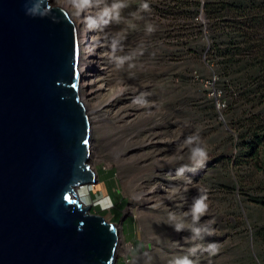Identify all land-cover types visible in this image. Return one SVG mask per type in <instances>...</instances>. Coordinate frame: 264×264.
Masks as SVG:
<instances>
[{"label": "rangeland", "instance_id": "1", "mask_svg": "<svg viewBox=\"0 0 264 264\" xmlns=\"http://www.w3.org/2000/svg\"><path fill=\"white\" fill-rule=\"evenodd\" d=\"M53 1L60 6L63 0ZM114 2L127 5L119 10V22L106 28L99 24L97 31L84 34L102 38L97 66L106 72L97 84L104 88L88 103L101 108L94 119L91 116V148L97 151L91 164L98 183L81 189L80 198L92 206L93 215L119 225L120 264H168L189 255L193 244L210 242L218 244L215 255L201 252L190 258L197 264H264V206L251 201H264V187L255 186L263 176L244 157L243 138L229 122V115H234L230 106L240 115L245 106L219 86L207 56L194 53L197 44L208 47L206 35H198L201 40L196 41L195 35H185L173 19L157 13L152 0H92L91 6L98 14ZM143 3L148 10L140 9ZM118 39L123 42L112 53L111 43ZM111 55L132 59L118 68ZM88 74L83 73L82 83ZM190 135H198L207 146V160L195 172L175 178L177 168L191 166L189 146L184 144ZM172 186L180 191L169 197ZM112 189L125 199L120 221L114 216ZM91 194L101 199L93 202ZM197 195H206L209 207L193 225L191 216L183 214ZM169 213H175L178 222L184 220V231L177 233L169 226ZM205 221L214 222V233L186 242L191 227Z\"/></svg>", "mask_w": 264, "mask_h": 264}, {"label": "water", "instance_id": "2", "mask_svg": "<svg viewBox=\"0 0 264 264\" xmlns=\"http://www.w3.org/2000/svg\"><path fill=\"white\" fill-rule=\"evenodd\" d=\"M79 61L68 11L0 0V264L119 263V225L78 195L98 183Z\"/></svg>", "mask_w": 264, "mask_h": 264}, {"label": "trees", "instance_id": "3", "mask_svg": "<svg viewBox=\"0 0 264 264\" xmlns=\"http://www.w3.org/2000/svg\"><path fill=\"white\" fill-rule=\"evenodd\" d=\"M151 6L173 19L185 35H195V41L201 40L198 35H206L208 47L197 44L194 53L207 56L219 86L245 106L240 115L231 105L229 113L234 115H229V122L243 138L244 157L254 162L263 176L255 186L264 187V0H152ZM102 182L109 191L108 183ZM109 194L117 218L125 199L113 189ZM90 197L93 202L101 199ZM251 201L264 206L258 198Z\"/></svg>", "mask_w": 264, "mask_h": 264}, {"label": "clouds", "instance_id": "4", "mask_svg": "<svg viewBox=\"0 0 264 264\" xmlns=\"http://www.w3.org/2000/svg\"><path fill=\"white\" fill-rule=\"evenodd\" d=\"M73 4L81 11L83 8L89 7L92 4V0H73ZM127 5L122 3H112L111 6H104L102 10L97 14L99 19L95 18L93 15L86 17V25L89 30L97 31L98 25L103 24L104 28H106L112 22H119V10ZM142 10H148L149 5L147 3H143L140 6ZM115 13V15H113ZM135 18L136 14H132ZM146 31L151 33L153 31L151 25L146 26ZM119 36V33L116 34ZM123 41L116 40L111 43V52L115 53L118 47L121 46ZM111 59L115 63L116 67H122L124 64L129 63L132 59L131 56H114L111 55ZM130 67L134 66L129 64ZM184 144L189 146V156L188 159L190 161L191 166L188 164H184L181 167L176 169L175 178L182 177L185 172H195L198 168L202 167L208 157L207 146L201 141L198 135H190L188 136ZM170 160L176 159V157L169 158ZM183 159V157H180ZM171 175V174H169ZM180 191L179 186H172L168 189L169 197L175 196ZM206 195H197L193 198V203L187 213L183 214V217L191 216L193 225H198V222L202 216H204L208 211V203ZM213 221H205L203 225H199V227L192 226L190 231L191 235L184 237L186 242H193L198 239H202L204 236H209L214 233V229L211 227ZM169 226L173 228L174 231L180 233L185 230V222L183 219H180L178 222V217L175 213H169ZM218 251V244L216 242H210L207 245L201 246L199 244H193L192 247L188 249L189 255H183L175 257L168 261V264H197V261L190 258L191 256H195L197 253H207L210 256H213Z\"/></svg>", "mask_w": 264, "mask_h": 264}, {"label": "bare ground", "instance_id": "5", "mask_svg": "<svg viewBox=\"0 0 264 264\" xmlns=\"http://www.w3.org/2000/svg\"><path fill=\"white\" fill-rule=\"evenodd\" d=\"M60 6L68 13L70 14L78 33V42H79V53H80V61H79V73L83 79V73L89 72L88 75H86V79L83 83L80 84V94H81V100L85 103L88 114L91 118L98 112L101 111V108L99 106L89 107L88 103L91 99L95 97L97 92L99 90H102L104 87L98 86V80L101 78V75H104V72H106L105 68L102 67L98 68L97 66V60H101L100 58V49H102V44L104 43L101 37H98L97 35H92L89 37V34L85 31L88 30V27L86 25L85 19L81 18L82 15H86L87 17L90 15H93L96 18V10L92 7H85L83 8V11L79 10L74 4L73 0H63L61 3H59ZM73 9L72 12H69L68 9ZM92 33V32H90ZM86 53V56H85ZM85 56V57H84ZM102 71V72H101ZM106 74V73H105ZM123 93V92H122ZM92 116V117H91ZM97 116V115H96ZM95 117H93L94 119ZM97 118V117H96ZM92 123V121H91ZM93 132V130H92ZM90 160L92 161L94 157L97 155V151L95 152L93 148L90 149ZM97 174V172H96ZM98 179V174L96 175ZM79 195V193H78ZM86 206L88 205L86 202ZM122 244V239L120 236V244L119 248Z\"/></svg>", "mask_w": 264, "mask_h": 264}]
</instances>
